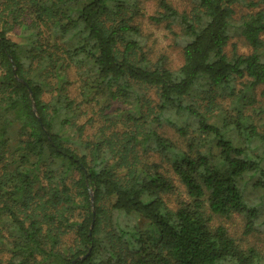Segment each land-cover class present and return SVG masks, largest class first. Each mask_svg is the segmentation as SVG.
Segmentation results:
<instances>
[{
    "label": "trees",
    "instance_id": "1",
    "mask_svg": "<svg viewBox=\"0 0 264 264\" xmlns=\"http://www.w3.org/2000/svg\"><path fill=\"white\" fill-rule=\"evenodd\" d=\"M189 1L150 17L182 34L170 70L141 46L136 0H0V264H264L210 226L240 215L248 234L262 213L247 109L264 87V0ZM235 6L250 12L235 21ZM235 34L250 54H226ZM83 105L103 121L91 135ZM153 155L185 190L175 208Z\"/></svg>",
    "mask_w": 264,
    "mask_h": 264
},
{
    "label": "rangeland",
    "instance_id": "2",
    "mask_svg": "<svg viewBox=\"0 0 264 264\" xmlns=\"http://www.w3.org/2000/svg\"><path fill=\"white\" fill-rule=\"evenodd\" d=\"M141 9V14L134 18V24L139 27L140 30V43L143 50L146 52L148 59L155 63L158 59L163 58L166 68L170 70L177 69L183 61L182 48L183 43L181 42V32L175 25L167 28L165 23H155L150 17L157 16L162 10L159 7L160 1H165L179 13L189 12L192 8V3L189 0H136ZM234 20L238 21L239 18L250 12L241 6H235ZM264 39V36H263ZM251 48L246 42L238 35H233L230 39L225 52L228 56L231 55L232 51L239 55H248L251 53ZM75 78L74 74L71 73L70 79ZM71 96L77 101L79 97V89L77 84H72L70 87ZM149 97L155 102L156 99L152 93H149ZM256 102L252 108L247 109V113L252 115L255 124L256 131L260 134H264V87L260 86L255 90ZM85 111L82 121H86L89 117L94 120L93 123L87 124L86 130L87 135H91L94 130L103 125V121L99 116L94 113L91 114V110L86 106H82ZM254 109V110H253ZM253 110V111H252ZM161 135L170 139L178 146H183V140L179 138L173 128L163 126L159 129ZM261 150V149H260ZM259 152H262L260 151ZM153 160L160 164L161 170L169 178H171L173 185L176 187L175 191L166 197L167 205L170 208H175L176 205L184 200H187V196L183 186L178 182V179L170 171L168 165L161 163L158 156L153 155L148 161ZM248 199L260 201L262 203V213L258 221L255 222V230L246 234L245 233V221L240 215H232L229 218H221L213 216L210 222L212 228L222 226L227 230V233L232 237L235 242L243 249L254 248L264 257V191H252L248 189ZM261 222L260 224H257Z\"/></svg>",
    "mask_w": 264,
    "mask_h": 264
},
{
    "label": "water",
    "instance_id": "3",
    "mask_svg": "<svg viewBox=\"0 0 264 264\" xmlns=\"http://www.w3.org/2000/svg\"><path fill=\"white\" fill-rule=\"evenodd\" d=\"M14 66V65H13ZM90 200L92 201V197L90 198Z\"/></svg>",
    "mask_w": 264,
    "mask_h": 264
}]
</instances>
